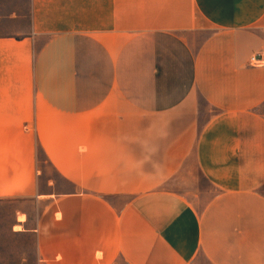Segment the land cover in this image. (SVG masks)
Segmentation results:
<instances>
[{
	"label": "crops",
	"instance_id": "crops-1",
	"mask_svg": "<svg viewBox=\"0 0 264 264\" xmlns=\"http://www.w3.org/2000/svg\"><path fill=\"white\" fill-rule=\"evenodd\" d=\"M136 3L0 36V199L46 202L45 264H264V0Z\"/></svg>",
	"mask_w": 264,
	"mask_h": 264
},
{
	"label": "rangeland",
	"instance_id": "rangeland-1",
	"mask_svg": "<svg viewBox=\"0 0 264 264\" xmlns=\"http://www.w3.org/2000/svg\"><path fill=\"white\" fill-rule=\"evenodd\" d=\"M136 1L126 0L127 8L134 7L139 2ZM131 19L127 10V24L132 22ZM78 27L84 29L83 25ZM34 31L33 0H0V36L20 39L33 36ZM49 37L50 34L39 35L35 42L36 48ZM39 156L44 159L40 150ZM44 165L46 179L55 177L53 167ZM61 184L65 185L64 181ZM203 186H207L205 181ZM45 206L46 202H39L36 198L0 199V264H45L39 255L36 235L30 231L37 224ZM15 226H20L21 230Z\"/></svg>",
	"mask_w": 264,
	"mask_h": 264
},
{
	"label": "built area",
	"instance_id": "built-area-1",
	"mask_svg": "<svg viewBox=\"0 0 264 264\" xmlns=\"http://www.w3.org/2000/svg\"><path fill=\"white\" fill-rule=\"evenodd\" d=\"M251 62L254 65L261 66V65H264V58L261 54H258V55L251 57Z\"/></svg>",
	"mask_w": 264,
	"mask_h": 264
},
{
	"label": "bare ground",
	"instance_id": "bare-ground-1",
	"mask_svg": "<svg viewBox=\"0 0 264 264\" xmlns=\"http://www.w3.org/2000/svg\"><path fill=\"white\" fill-rule=\"evenodd\" d=\"M15 227H16L17 230H21V227L20 226H15Z\"/></svg>",
	"mask_w": 264,
	"mask_h": 264
}]
</instances>
